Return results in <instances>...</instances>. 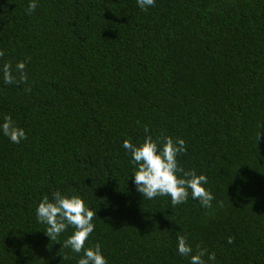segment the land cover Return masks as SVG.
<instances>
[{
	"label": "trees",
	"instance_id": "1",
	"mask_svg": "<svg viewBox=\"0 0 264 264\" xmlns=\"http://www.w3.org/2000/svg\"><path fill=\"white\" fill-rule=\"evenodd\" d=\"M32 2L0 0V122L25 133L0 134V264H77L74 229L35 215L57 191L96 212L107 264H264V0ZM146 135L184 141L209 206L136 192L122 143Z\"/></svg>",
	"mask_w": 264,
	"mask_h": 264
},
{
	"label": "clouds",
	"instance_id": "2",
	"mask_svg": "<svg viewBox=\"0 0 264 264\" xmlns=\"http://www.w3.org/2000/svg\"><path fill=\"white\" fill-rule=\"evenodd\" d=\"M153 3L154 0H137L140 8L150 7ZM35 7L36 3L33 0L28 4L27 11L31 12ZM16 69L22 74L24 62H17ZM0 74L5 83L12 82L13 76L7 63L0 67ZM145 131L147 132V129ZM0 134L6 136L12 143H19L25 137L24 130L17 127L9 117L0 122ZM122 147L130 154V162L135 165L131 181L141 196L146 199L168 196L171 203L176 205L185 201L190 189L193 199H198L204 207L209 206L212 195L203 187L206 177L203 174L197 175L195 171H184L178 166L177 155L185 151L183 140L177 138L173 141L166 136L154 139L146 135L142 142L137 144L124 140ZM35 215L38 222L46 225L45 235L54 242L67 227L71 226L74 229L64 240V246L75 253H80L83 249L77 264H107L99 245L84 247L85 241L93 231L92 218L96 212L86 207L80 197L54 192L51 200L47 197L41 200L36 207ZM177 252L182 256L192 252L183 237H177ZM203 255V250L196 255H190V264H204L201 259ZM208 259L212 260L214 256L209 254Z\"/></svg>",
	"mask_w": 264,
	"mask_h": 264
}]
</instances>
